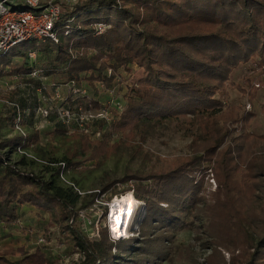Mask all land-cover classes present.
Listing matches in <instances>:
<instances>
[{
	"label": "trees",
	"instance_id": "1",
	"mask_svg": "<svg viewBox=\"0 0 264 264\" xmlns=\"http://www.w3.org/2000/svg\"><path fill=\"white\" fill-rule=\"evenodd\" d=\"M17 9L23 11L28 7L19 5ZM95 24L110 28L97 34ZM55 31L57 41L38 44L30 40L15 47L23 46L20 51L12 48L1 53L0 79L18 76L25 83L24 77L33 70L28 54L36 51L42 75L60 84L104 82L108 88L117 84L127 91L122 95L126 110L112 127L121 141L111 144L108 134L100 141L72 135L73 146L61 160L46 154L48 163L58 164L53 168L46 166L49 177L35 174L27 169L35 162L20 155L19 150L40 152L43 130L36 129L35 120L40 104L37 99L30 104L21 100L25 112L21 113L20 125L26 136L14 132L18 116L15 110L0 116V224L13 225L23 208L30 206L39 214L48 215V232L52 228L58 230L65 242L73 243L83 253L81 264L171 262L177 235L192 229L191 218L202 219L200 207L205 205V199L200 195L207 171L213 169L223 196L221 202L217 201L219 222L241 236L237 240L235 235L228 234L231 243L235 239L239 245H248L253 250L246 264H264V210L262 215L248 216L246 220L238 212L239 204L250 199L246 177L256 183L253 193L261 190L264 161L251 158L246 163L248 173L239 178L240 157L236 150L230 147L219 150L221 140L208 125L201 128L208 137L200 144L203 155L175 158L148 174L127 173L122 180L111 182L102 190L104 194L123 184L144 203L139 247L134 246L138 239L112 241L107 230H102L100 238L90 239L73 226L78 212L92 205L100 195H83L74 186L61 184V175L67 169L79 170L88 162H101L102 158L117 153L121 143H125V136L129 138L140 128L186 118L210 119L222 112L229 98L227 89L232 73L251 62L264 70V0H82L61 16ZM134 64L146 75L135 80ZM29 81L37 88L42 85L41 81ZM85 105L100 107L89 96ZM228 114L234 123L242 119L233 109ZM255 117L249 112L243 119L251 123ZM50 119L56 123V119ZM6 130L11 133L5 134ZM50 134L56 138L68 131L56 123ZM242 138L264 140V136L250 133ZM53 150L52 154L56 152ZM78 204L80 209L76 208ZM250 230L255 232L254 236ZM50 234L45 233V239ZM0 264H61V259H52L39 245L32 251L5 246L0 248Z\"/></svg>",
	"mask_w": 264,
	"mask_h": 264
},
{
	"label": "rangeland",
	"instance_id": "2",
	"mask_svg": "<svg viewBox=\"0 0 264 264\" xmlns=\"http://www.w3.org/2000/svg\"><path fill=\"white\" fill-rule=\"evenodd\" d=\"M22 49L23 46H19L13 51ZM133 73L135 80L146 75L144 70L136 64H134ZM45 82L50 84L49 81ZM13 87L15 88V86ZM255 91L253 97L252 94ZM125 92H127L125 89L118 86L117 97H121ZM227 93L229 98L225 102L223 111L212 115L210 119L206 117L186 118L174 123L140 128L129 138L125 136V143H121L117 153L106 159L102 158L101 162H88L79 170L67 169L61 175V184L74 186L83 195H100L92 205L78 212L77 220L73 222V226L83 230L82 232L90 239L100 238L102 230L109 232L112 241L138 239L134 242V246L139 247L142 240L139 236V222L143 217L144 203L138 201L133 192L127 191L128 187L123 184L115 185L104 194L102 190L109 183L122 180L127 173L148 174L167 165L175 158L203 155L200 144L207 141L208 137L203 135L202 126L208 125L212 133L218 134L222 143L219 150L224 151L228 147L236 150L237 157H240L238 160L241 167L238 173L239 178L245 177V174L248 173L246 163L251 158H259L258 160L264 161V140H245L242 138L246 133L256 137L264 136V70L256 62L240 66L231 75V84ZM0 95L3 96V100L16 98L20 101L24 99L32 101L37 99L35 93L26 86H18L15 90H11L9 93L1 92ZM46 98H48L47 95ZM232 109L237 111L239 117L242 118L237 123L229 119L228 113ZM7 112L5 103H0V116L7 115ZM249 112H253L256 116L251 123H247L243 119ZM36 126L43 130L41 149L39 154L32 152L34 159H29V161H34L35 165H30L27 169L48 178L46 166L53 168L58 164L48 163L46 154L50 153L53 159L61 160L67 149L73 146L70 137L72 135L81 136V134L68 133L65 136L60 135L53 138L50 132L55 130L56 123H53L51 119L38 117ZM4 132L5 134L11 133L9 130ZM108 135H110L111 144L120 143L121 137L116 136L112 129ZM53 148L56 151L54 154H52ZM14 159L17 161L18 157H14ZM209 166L213 168L214 163L209 164ZM246 179V188H250L249 191H251L250 199L240 203L238 210L240 212L239 217L244 220L255 214L262 215L264 210V183L259 186L261 190H254L253 193L252 190L256 183L248 177ZM116 192L127 193L116 195ZM200 196L205 199V205L202 204L200 207L202 219H198L199 217L191 218L192 229L177 235L172 245L173 260L163 264H246L253 250L248 245H239L235 239H233L234 243H231V237L228 234L235 235L237 240L241 236L236 235V230L230 232L217 218V201L221 202L223 196L219 192L213 169L207 171L204 190ZM129 197L134 200V208L131 205L129 210L130 201L124 202V207H127L129 211L125 210V212L129 215L126 214L124 222L122 221L118 225L119 230H121L118 233L119 237H116L113 225L117 222V218L114 220V216L117 215L118 217L119 214L115 205L118 201ZM76 208L80 209V204ZM128 218H131L129 222L127 221ZM24 222L28 224L26 225L27 229L24 230L29 231L34 242H36L32 247L33 249L38 245L41 246L52 259L60 258L61 264L83 263L84 255L73 243L65 242L58 230L54 228L50 229L49 232L47 231L48 215L39 214L34 209H29L24 213ZM249 232L250 235L254 236V231L250 230ZM45 233H51L50 238L45 239V243L38 244L37 240Z\"/></svg>",
	"mask_w": 264,
	"mask_h": 264
},
{
	"label": "built area",
	"instance_id": "3",
	"mask_svg": "<svg viewBox=\"0 0 264 264\" xmlns=\"http://www.w3.org/2000/svg\"><path fill=\"white\" fill-rule=\"evenodd\" d=\"M81 1L0 0V54L30 40H34L38 44H45L49 40L57 41L56 24L64 13ZM19 5L27 6L28 10H18ZM109 28L110 26L106 24L93 26L97 34H103ZM74 55L77 56V54ZM28 56L33 64V70L24 77L26 82L22 83L18 76L0 79V94L1 92L9 93L18 86H26L33 91L40 104L35 112L36 124L38 117L43 119L53 117L56 119L55 122L61 124L70 134L78 133L91 140H103L104 136L111 132L113 125L121 120L126 110V102L122 95L117 97V84L111 88H108L104 82H95L93 85H79L76 82L60 84L53 78H46L42 75L36 51L30 52ZM108 73L112 74L111 71ZM29 80L41 81L42 85L37 88ZM45 81H49L50 84ZM88 96L98 101L100 107L95 109L92 105L89 107L85 105ZM27 101L29 104L32 102L31 100ZM0 103H5L8 110L17 112L14 132L20 136H26L25 129L20 125L21 113L25 112L20 106V100L16 98L3 100V96L0 95ZM36 129L40 130L37 126ZM19 154L34 159L30 151L19 150ZM45 242V236L42 235L38 244Z\"/></svg>",
	"mask_w": 264,
	"mask_h": 264
},
{
	"label": "crops",
	"instance_id": "4",
	"mask_svg": "<svg viewBox=\"0 0 264 264\" xmlns=\"http://www.w3.org/2000/svg\"><path fill=\"white\" fill-rule=\"evenodd\" d=\"M29 209L34 208L30 206L24 207L19 220L13 225L0 224V248L11 246L16 249L23 248L25 251L34 250L32 247L36 242H34L32 234L24 230L27 229L26 225H28L24 222V213Z\"/></svg>",
	"mask_w": 264,
	"mask_h": 264
},
{
	"label": "bare ground",
	"instance_id": "5",
	"mask_svg": "<svg viewBox=\"0 0 264 264\" xmlns=\"http://www.w3.org/2000/svg\"><path fill=\"white\" fill-rule=\"evenodd\" d=\"M127 200H129L130 201V204H129V210H130V208H131V205H132V207L134 208V200H131V198L129 197V198H124L122 201H118L117 202V204L115 205L116 206V209L118 210L117 212H118V214L120 215V217H119V215H118V217H117V215H115L114 216V214H113V212H115V211H113L112 212V218H113V216H114V220L117 218V222L115 223V225H113V231H114V235L116 236V237H119V235H118V233L120 232V230H119V226L118 225H120V223H122V221L124 222V220H125V215L126 214H128V213H126L125 212V210H127L128 211V208L127 207H124V202H126ZM126 206H127V204H126ZM115 210V209H114ZM116 212V213H117ZM129 212V211H128ZM131 214H133V213H131ZM129 215V214H128ZM130 219L131 218H128V222L130 221ZM112 222H113V220H112ZM125 224V223H124ZM121 227V226H120ZM122 233V232H121Z\"/></svg>",
	"mask_w": 264,
	"mask_h": 264
}]
</instances>
